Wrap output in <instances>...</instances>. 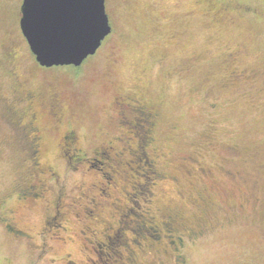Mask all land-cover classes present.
Listing matches in <instances>:
<instances>
[{"label":"rangeland","instance_id":"obj_1","mask_svg":"<svg viewBox=\"0 0 264 264\" xmlns=\"http://www.w3.org/2000/svg\"><path fill=\"white\" fill-rule=\"evenodd\" d=\"M20 1L0 0V264H264V0H106L75 84L35 63Z\"/></svg>","mask_w":264,"mask_h":264},{"label":"water","instance_id":"obj_2","mask_svg":"<svg viewBox=\"0 0 264 264\" xmlns=\"http://www.w3.org/2000/svg\"><path fill=\"white\" fill-rule=\"evenodd\" d=\"M106 0H23L19 27L44 68L80 66L95 54L111 27Z\"/></svg>","mask_w":264,"mask_h":264},{"label":"flooded vegetation","instance_id":"obj_3","mask_svg":"<svg viewBox=\"0 0 264 264\" xmlns=\"http://www.w3.org/2000/svg\"><path fill=\"white\" fill-rule=\"evenodd\" d=\"M22 1L23 0H21L20 1V4H19V13H20V16H21V12L20 11H21ZM105 9H106V6H105ZM246 11H247V9H246ZM108 19H109V17H108ZM19 20H20V18H19ZM110 27H111V32H112V26L110 25ZM19 29H20V27H19ZM20 32H21V30H20ZM111 32L109 34L110 36L112 35ZM21 35H22V33H21ZM22 38L26 42V39L23 37V35H22ZM26 44H27V42H26ZM27 46H28V44H27ZM102 47H99L100 49L98 48V50L95 52V54L92 55V56H89V57L94 58L95 56H97L98 52H100V50H101ZM28 50H29V47H28ZM89 57H87L84 60V62L80 66H78V67H74V66H62V67H70L72 69V71L66 72V73H70L71 72L70 74H67V77L70 76V81L72 82L71 84H75L77 82V80L79 78H82V76H84V75L87 77V73H88V63L87 62H88V58ZM34 60H35V58H34ZM35 63L38 66H40L36 61H35ZM40 67H39V69H40ZM62 67H52V68H44V67H42L41 69L42 70H51V69L52 70L53 69L59 70ZM59 71H61V73L64 72V70H62V69H60ZM13 96H14V102L17 103V104L18 103L21 104V103H23L25 101H29L31 104H28L27 103V105L29 107H31V108L34 106L33 103H35V102L37 104L39 103L40 105H42L39 102V100H38L40 96L33 95L31 93H25V94H20L19 93L18 95H13ZM69 97H70L69 95L67 96V95H64L63 92H60V93H58L56 95H52L50 97V99H52V98H53V100L55 99V101L57 102L58 107L59 108H62V106L60 104L63 103L65 100L69 99ZM122 100L123 99H120L119 102H115V104L118 105V107L120 109H122L124 107V105H125L124 103L123 104L121 103ZM127 100H128V102H126V104L129 106V110L132 111V114L133 115H135L134 121H135L136 125L137 126H141V124H137V123H140V122L142 123V131L144 132L142 134V140H148V141L152 140V136L150 135V133H148V132H150V129H149L150 126L149 125L154 120V117H155V119L158 117V114L155 113V111L152 110L151 108H148L147 106L142 105L140 102H138L136 100H133L131 98H128ZM145 125L147 126V130L144 129L145 128ZM32 133L34 135H36V132L33 131ZM33 139H34L33 140V143H34V145H36L37 144V141L40 139V137L36 136V137H33ZM61 140H62V146H61L62 149L60 148V150L62 152V156H65L66 157L68 155V153L71 152L72 154L71 155H68V158L69 159H74V161H76L75 163H80V162L84 161V158L83 157L86 155V152L84 151V147L83 146L81 148L79 147V144L81 143V140L79 139L78 134L73 129L72 130H68L64 134H62ZM110 148L112 149V147H108L107 150H110ZM138 149H140V147H138ZM232 150H234V148ZM100 153H102V152H100V151H96L95 152L96 155L97 154L99 155ZM242 162H244V160ZM262 167L263 166H260L261 169H262ZM198 172H199V174L202 175L203 169L199 168L198 169ZM83 195L85 196V194H83ZM21 199L24 200L23 198H21ZM61 207H62L61 205H58V206L56 205V207H55V209H56V215L59 216V218H60V214H62L61 213ZM85 213H86V217L88 218V211H86ZM81 233L82 234H85L83 231ZM17 235H20V234H17ZM104 239L107 242L106 235H104ZM104 246L107 247L108 246V242ZM84 264H88V258L86 259V261H85Z\"/></svg>","mask_w":264,"mask_h":264},{"label":"trees","instance_id":"obj_4","mask_svg":"<svg viewBox=\"0 0 264 264\" xmlns=\"http://www.w3.org/2000/svg\"><path fill=\"white\" fill-rule=\"evenodd\" d=\"M139 227H140L139 229L141 230L140 232H143L144 233V231H143L144 230L143 225L142 226H139Z\"/></svg>","mask_w":264,"mask_h":264}]
</instances>
